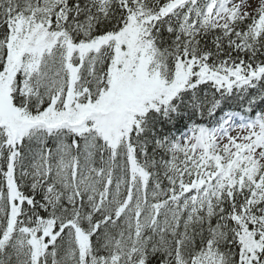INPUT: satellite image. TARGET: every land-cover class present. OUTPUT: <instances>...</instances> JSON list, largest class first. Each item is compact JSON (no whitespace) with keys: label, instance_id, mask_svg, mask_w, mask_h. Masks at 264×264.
Returning a JSON list of instances; mask_svg holds the SVG:
<instances>
[{"label":"trees","instance_id":"1","mask_svg":"<svg viewBox=\"0 0 264 264\" xmlns=\"http://www.w3.org/2000/svg\"><path fill=\"white\" fill-rule=\"evenodd\" d=\"M165 1L0 0V74L8 37L22 22L35 39L43 33L56 47L29 79L18 76L12 93L16 108L38 118V125L51 119L53 96L61 93L62 101L68 85L65 61L74 70L81 66L78 89L96 95L119 51L114 40L98 49L91 43L117 33L126 44L129 32L143 34L139 44H148L160 82L190 80L178 58L196 56L234 68L238 62L264 64V24L257 29L250 15L225 28L200 26V11L195 23L185 14L161 19ZM263 93L264 87L252 99ZM150 96L157 102L159 92ZM218 103L208 85H193L140 117L133 159L144 170L145 185L132 173L124 150L113 157L95 140L75 146L67 132L33 131L14 162L15 183L26 197L19 212L9 201L12 148L0 128V264H264V171L244 179L227 163L210 172L171 144L187 126L210 120ZM74 114L65 106L61 110L68 118ZM47 222L54 223V235L46 236L36 253L29 237L33 231L41 236ZM78 231L87 236L85 243Z\"/></svg>","mask_w":264,"mask_h":264},{"label":"rangeland","instance_id":"2","mask_svg":"<svg viewBox=\"0 0 264 264\" xmlns=\"http://www.w3.org/2000/svg\"><path fill=\"white\" fill-rule=\"evenodd\" d=\"M237 1L238 0H234V3H238ZM240 2H241V0H240ZM254 4H255V0H247L246 4H244V5L249 6L251 9H253L254 8ZM0 105H1L0 106V112H2V115L5 116V117H7L11 113L12 110H14L13 106L10 104L9 107H8V109H10V110H7V111L3 112L5 110V106L3 105V103H1ZM10 106H11V108H10ZM231 134L233 136V132H231ZM80 233L81 232H78V235ZM86 239H87V236H85V235L80 236V240L81 241H84ZM33 243H34L35 247L41 245V244H38V241H36V240H34ZM84 243H85V241H84Z\"/></svg>","mask_w":264,"mask_h":264}]
</instances>
